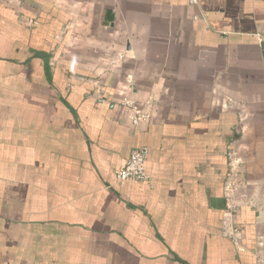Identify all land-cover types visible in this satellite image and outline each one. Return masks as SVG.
I'll list each match as a JSON object with an SVG mask.
<instances>
[{
	"label": "crops",
	"instance_id": "obj_1",
	"mask_svg": "<svg viewBox=\"0 0 264 264\" xmlns=\"http://www.w3.org/2000/svg\"><path fill=\"white\" fill-rule=\"evenodd\" d=\"M263 47L264 0H0V264H264Z\"/></svg>",
	"mask_w": 264,
	"mask_h": 264
},
{
	"label": "built area",
	"instance_id": "obj_2",
	"mask_svg": "<svg viewBox=\"0 0 264 264\" xmlns=\"http://www.w3.org/2000/svg\"><path fill=\"white\" fill-rule=\"evenodd\" d=\"M192 3H197L198 0H191ZM122 104L132 113V118L135 124L147 122L150 119V114L145 112L143 105L136 100L125 99ZM149 154V147L142 145L134 148L127 160L126 165L117 170V181L123 182L128 179L148 181V175L145 162Z\"/></svg>",
	"mask_w": 264,
	"mask_h": 264
},
{
	"label": "water",
	"instance_id": "obj_3",
	"mask_svg": "<svg viewBox=\"0 0 264 264\" xmlns=\"http://www.w3.org/2000/svg\"><path fill=\"white\" fill-rule=\"evenodd\" d=\"M264 48V47H263Z\"/></svg>",
	"mask_w": 264,
	"mask_h": 264
}]
</instances>
